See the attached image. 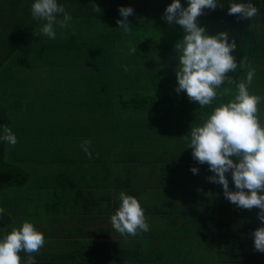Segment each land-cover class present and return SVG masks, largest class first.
I'll return each mask as SVG.
<instances>
[{
	"label": "crops",
	"instance_id": "1",
	"mask_svg": "<svg viewBox=\"0 0 264 264\" xmlns=\"http://www.w3.org/2000/svg\"><path fill=\"white\" fill-rule=\"evenodd\" d=\"M90 1L58 3L82 26L78 33L56 28V38L49 39L40 33L44 21L26 12V26L8 39L17 50L0 68V111L18 143L3 141L0 239L28 220L46 239L36 264H264L253 238L264 226L259 209L228 201L222 185L207 179L215 175L209 166L193 159L185 138L234 98L249 67L255 69L250 93L264 96V25L241 44L238 67L228 74L234 83L219 90L229 94L200 108L186 92L175 91V45L183 29L168 24L153 37L142 30L167 6L144 11L123 1L112 14L116 20H104L111 10L100 8L95 18L93 4L101 3ZM120 7L134 10L130 34L116 23L123 19ZM198 23L209 35L224 32L217 21ZM159 36L167 46L157 52L150 43ZM3 39L0 45L8 48ZM129 43L137 46L133 55ZM258 110L264 125V103ZM85 140L91 141V159L81 149ZM225 175L235 191L231 173ZM122 191L140 201L147 233L124 239L111 227ZM19 255L23 264L27 256Z\"/></svg>",
	"mask_w": 264,
	"mask_h": 264
},
{
	"label": "clouds",
	"instance_id": "2",
	"mask_svg": "<svg viewBox=\"0 0 264 264\" xmlns=\"http://www.w3.org/2000/svg\"><path fill=\"white\" fill-rule=\"evenodd\" d=\"M222 7L217 0H188L183 7L180 0H173L167 6L163 19L168 24L178 25L185 33L182 40L175 45L178 54V67L175 75L177 93L186 92L190 102H198L200 108L211 107L217 98L229 94L225 88L227 82L234 83L228 75L235 72L238 65L231 54L236 49L233 39L229 41L227 32L216 35L206 33L199 26L198 17L204 10H215ZM93 11L102 10L93 4ZM34 20L44 21L40 33L49 39L56 38V27L67 28L72 17L57 0H34L30 8ZM119 14L123 19L117 20L118 28L130 34L128 17L134 14L131 7H120ZM259 14V9L252 3H230L228 15L238 19L250 20ZM62 16L63 19H58ZM35 35V33H34ZM137 52V46L129 43V55ZM240 67H244L241 63ZM125 66V71H127ZM255 78V69L249 67L246 78L236 84L234 98L227 103H220L207 116L201 126L192 127L189 136V147L192 157L200 164H207L215 175L209 176V182L222 185L224 196L241 209H259L257 219L264 225V125L258 114V105L264 103V96L250 93ZM10 146L18 143L16 135L6 125L0 136ZM91 141L81 144L82 151L91 159ZM193 174L197 168L190 169ZM231 173L235 191L229 190L226 173ZM247 190V191H246ZM120 205L110 217L111 227L124 239L135 238L150 230L140 201L125 192L119 193ZM4 209L0 208V215ZM254 248L264 253V226L253 232ZM46 239L33 223L23 221L19 228H12L0 239V264H22L19 253L24 252L27 259L23 264H36L35 254L44 247ZM115 264V262H113Z\"/></svg>",
	"mask_w": 264,
	"mask_h": 264
},
{
	"label": "trees",
	"instance_id": "3",
	"mask_svg": "<svg viewBox=\"0 0 264 264\" xmlns=\"http://www.w3.org/2000/svg\"><path fill=\"white\" fill-rule=\"evenodd\" d=\"M67 0H57L58 3H64ZM70 1V0H69ZM75 2H79L82 4L84 2H86L87 4L90 5V3L88 2V0H74ZM100 1L101 4L98 3L99 8H105L110 11L109 13H105V18L104 20H116L115 15V10L117 8V6L119 4H121V2H127V4H131L132 6H135L138 10H144V11H154V9H161L165 6H169L173 0H105L103 2H101V0H98V2ZM90 2L92 3H96L95 0H91ZM181 4H185L186 7L188 6V0H180ZM252 3L254 4L258 9H259V14L254 17L253 19L250 20H244V19H238L236 16L234 15H228V8L230 6V3ZM32 3H34V0H14L12 5L9 7H6L8 11H10V9L14 12V16H15V20H16V25L11 26L14 27V30L10 32V30L8 29V27H0V38H6L7 39H3V40H8L12 34V32L17 31L19 29V27L21 26H26V24H24L25 22V18L23 17L25 15V13L27 12L28 14H30V8ZM217 3L219 5H221L222 7H217L215 10H204V14L201 15L200 17H198V21L201 22H210V21H217L221 24H224V32L228 33V37H229V41L231 42L233 39L235 40L236 43V47L240 49L241 54L239 55L234 54V52H232L231 54L234 57H239L243 54L242 48L240 47L241 44L250 40L252 41V36H253V28H255V26L257 25H264V0H217ZM104 5V6H103ZM166 9V7H165ZM101 13H97L94 15L95 18H98V16H100ZM62 17V16H60ZM157 17L159 18L158 20H156L154 23L155 24H151V25H146L142 30H146L147 32H150L152 37L154 34L159 33V35H161L162 33H164V31L166 30V27L168 25V23L166 22L165 19H163V17H160L157 14ZM161 36H159L157 41H151L150 45L153 44L152 47H154V49L157 50V52L159 51V48L162 50L164 48H166V44L161 43L160 41ZM2 40V41H3ZM258 40H255L256 43L254 44L253 47H257L258 46ZM10 41V40H9ZM3 43V42H2ZM9 46V42L8 43H3ZM13 45V42H10V46ZM8 50L6 47L0 45V68L4 66L5 60H6V56L8 54ZM14 50H17V48H14ZM3 126V116L2 113L0 111V134L2 132L1 127ZM4 151H5V144L3 142V140H0V157H3L4 155ZM18 179V178H17ZM18 183V182H17Z\"/></svg>",
	"mask_w": 264,
	"mask_h": 264
},
{
	"label": "rangeland",
	"instance_id": "4",
	"mask_svg": "<svg viewBox=\"0 0 264 264\" xmlns=\"http://www.w3.org/2000/svg\"><path fill=\"white\" fill-rule=\"evenodd\" d=\"M13 1L14 0H0V27H8V26L11 27V26L16 25L14 12L11 9H10V11H8L6 8L8 6L10 7L12 5ZM81 21H84V20H81ZM86 22H87V20H86ZM77 24H78V21L71 20V23L69 24V26L67 28H62L63 30L59 27H56V28L58 30H60L61 32L63 31L64 33L65 32H77L78 33L82 26H78ZM2 42L3 43L9 42L8 52H12V50H14V47H10V41L9 40H3ZM0 44H1V42H0Z\"/></svg>",
	"mask_w": 264,
	"mask_h": 264
}]
</instances>
